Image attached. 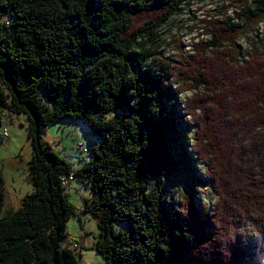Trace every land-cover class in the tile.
Returning a JSON list of instances; mask_svg holds the SVG:
<instances>
[{
  "label": "trees",
  "instance_id": "16d2710c",
  "mask_svg": "<svg viewBox=\"0 0 264 264\" xmlns=\"http://www.w3.org/2000/svg\"><path fill=\"white\" fill-rule=\"evenodd\" d=\"M191 1L0 0V127L5 112L26 116L33 188L3 216L0 172V264H79L60 182L73 169L42 141L65 119L100 138L73 174L91 184L84 212L98 220L104 264H264V51L243 61L244 27L206 17L198 30L209 40L192 54L179 45L176 61L145 64ZM237 16L256 28L264 0ZM185 92L188 138L173 103ZM193 164L215 197L210 210L193 189L199 177L179 200L160 182Z\"/></svg>",
  "mask_w": 264,
  "mask_h": 264
},
{
  "label": "rangeland",
  "instance_id": "374dc122",
  "mask_svg": "<svg viewBox=\"0 0 264 264\" xmlns=\"http://www.w3.org/2000/svg\"><path fill=\"white\" fill-rule=\"evenodd\" d=\"M255 3L256 0H192L188 6L181 7L180 12L161 28L158 33L161 42L156 51L160 54L155 55V58L146 60L145 64L152 61L155 64L158 59L176 61L179 55L177 50L179 45L183 47L185 52L181 53L182 56L192 54L191 45L197 44L201 40H209L204 30H198L199 25H202V19L206 17H213V19L222 21L226 16L231 23L244 27L245 30L236 42L243 61L247 59L248 52L260 53L264 51V19L255 28L249 21L237 16L246 7H250L252 10ZM190 96H192L190 92H185L179 95L176 102L173 101L178 116L182 115L181 121L184 125L182 129L187 138L192 134V124L189 117H184L183 110L184 103ZM119 114L115 112L108 116L114 117ZM25 117L23 114L10 115L7 112L2 117L0 172L3 177L5 192L3 216L7 214L8 201L13 207L12 210H15L19 207L17 201L33 191L27 171V164L31 158V146L27 139L28 121ZM3 128L7 130V137L2 136ZM42 141L48 144L59 157L69 162L73 170H77L92 159L91 151L81 154L77 151V147L91 149L100 142V138L93 136L86 124L80 119H65L49 125L42 135ZM182 141L184 140L182 139ZM187 152L189 153V150ZM190 166L191 172L182 168L173 173L172 176L160 181L164 185L165 195L167 198L174 196V199L179 200L190 186V179L196 176L202 180H200L201 184L197 182L199 184H196L193 189L199 197V203L210 210L214 205L215 197L209 185L205 183L203 167L197 164ZM66 193L68 203L74 208V215L66 222V231L69 237L65 242L79 247L78 250L75 249L79 264H104V259L96 253L93 247L94 236L100 232L97 227L98 220L90 212H84L85 206H90L94 197L91 184L87 181L79 182L77 178Z\"/></svg>",
  "mask_w": 264,
  "mask_h": 264
},
{
  "label": "built area",
  "instance_id": "2783aa9c",
  "mask_svg": "<svg viewBox=\"0 0 264 264\" xmlns=\"http://www.w3.org/2000/svg\"><path fill=\"white\" fill-rule=\"evenodd\" d=\"M2 136L3 137H7L8 136L7 135V130L5 128L2 129ZM77 151H79V153H81V154H86V153L89 152V149H87V148H81V146H78L77 147ZM73 172H74V170H73ZM73 172L71 174L67 175L66 177L64 175L62 177H60L61 185L63 186V189L66 192H68L71 189L73 183L76 180ZM72 247H73L74 252L76 253L77 251H75V249L78 250L79 247L77 245H73Z\"/></svg>",
  "mask_w": 264,
  "mask_h": 264
},
{
  "label": "crops",
  "instance_id": "0c3cea01",
  "mask_svg": "<svg viewBox=\"0 0 264 264\" xmlns=\"http://www.w3.org/2000/svg\"><path fill=\"white\" fill-rule=\"evenodd\" d=\"M9 200V199H8ZM7 200V201H8ZM19 201L20 200H18L17 201V205L19 206ZM9 203H8V210H7V214L10 212V211H12V209H13V207L11 206V204H10V201H8ZM4 207H5V204H4ZM4 207H3V210H4Z\"/></svg>",
  "mask_w": 264,
  "mask_h": 264
}]
</instances>
